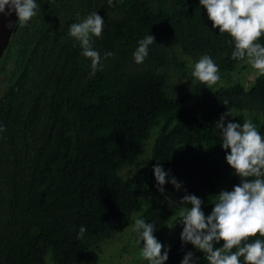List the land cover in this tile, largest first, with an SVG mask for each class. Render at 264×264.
Segmentation results:
<instances>
[{"label":"trees","instance_id":"obj_1","mask_svg":"<svg viewBox=\"0 0 264 264\" xmlns=\"http://www.w3.org/2000/svg\"><path fill=\"white\" fill-rule=\"evenodd\" d=\"M37 2V15L26 26L17 19L0 56V264H81L93 239L134 218L154 223L158 238L186 194L210 215L216 194L240 183L215 124L229 111L225 126L250 119L264 135V75L213 89L193 79L190 64L202 55L228 75L239 62L199 0ZM92 12L105 22L103 37L94 38L103 70L94 76L68 35ZM148 34L156 43L136 64L133 53ZM107 52L114 56L104 59ZM158 164L169 173L163 194ZM177 226L165 264H181L188 252L208 264Z\"/></svg>","mask_w":264,"mask_h":264},{"label":"clouds","instance_id":"obj_2","mask_svg":"<svg viewBox=\"0 0 264 264\" xmlns=\"http://www.w3.org/2000/svg\"><path fill=\"white\" fill-rule=\"evenodd\" d=\"M207 10L213 29L221 35L231 37L234 44L231 58L246 61L259 74L264 75V0H199ZM112 7L114 0H107ZM40 4L37 0H0V13L11 16L14 12L18 24L26 26L36 15ZM11 26V25H10ZM105 22L98 12H92L79 22L69 25L68 35L79 42L81 55L91 61V75L103 70L100 53L94 49V38H102ZM156 43L148 34L138 41L133 53L136 64H142L149 55V48ZM107 52L104 59L113 57ZM191 75L210 89L221 80L220 70L211 56L202 55L195 63ZM228 105L227 100L223 101ZM231 113L222 114L215 126L220 130L222 148L226 151V161L240 178V183L232 191L224 190L216 194L217 200L210 215L202 209L203 201L194 194H186L179 202L180 211L176 223L183 226L181 240L204 253L208 264H264V135L257 126L246 119L242 124L225 121ZM6 128L0 124V133ZM230 149V152L228 150ZM157 188L162 194L169 182V173L162 165L153 167ZM177 190L181 183L171 178ZM191 207H187V205ZM156 225L137 218L133 231L139 235L143 246L140 257L148 264H165L168 251L154 235ZM82 226L77 239L84 236ZM254 238V239H252ZM223 241L222 247H215ZM196 257L188 252L181 264H195Z\"/></svg>","mask_w":264,"mask_h":264},{"label":"rangeland","instance_id":"obj_3","mask_svg":"<svg viewBox=\"0 0 264 264\" xmlns=\"http://www.w3.org/2000/svg\"><path fill=\"white\" fill-rule=\"evenodd\" d=\"M190 65L193 71L195 62L192 60ZM229 73L228 75L224 72H220L221 80L217 85L237 79L245 86H249L259 74L258 70L253 69L246 61H239L236 67L230 70ZM193 79L196 80L194 77ZM180 82L184 85L187 84L185 79H181ZM178 217L179 213L173 217L168 227L157 238L164 245V249L167 248L170 241L177 233V225L179 223L175 224V222ZM134 223L135 218L129 221L119 232L102 238L93 239L91 249L85 254L81 264L143 263L145 260L140 257L142 245H140L139 235L133 231ZM215 247L219 248L217 244ZM46 264H55V262L49 259Z\"/></svg>","mask_w":264,"mask_h":264},{"label":"water","instance_id":"obj_4","mask_svg":"<svg viewBox=\"0 0 264 264\" xmlns=\"http://www.w3.org/2000/svg\"><path fill=\"white\" fill-rule=\"evenodd\" d=\"M17 19L18 17L14 12L11 16L0 13V56L7 45Z\"/></svg>","mask_w":264,"mask_h":264},{"label":"flooded vegetation","instance_id":"obj_5","mask_svg":"<svg viewBox=\"0 0 264 264\" xmlns=\"http://www.w3.org/2000/svg\"><path fill=\"white\" fill-rule=\"evenodd\" d=\"M254 81H255V80H254ZM254 81H253V82H254ZM253 82H252V83H253ZM252 83H251V84H252ZM251 84H250V85H251Z\"/></svg>","mask_w":264,"mask_h":264}]
</instances>
